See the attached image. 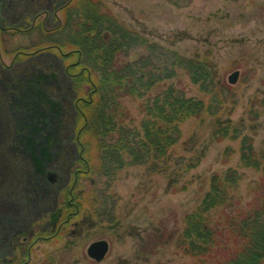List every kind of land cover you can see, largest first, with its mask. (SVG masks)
I'll return each mask as SVG.
<instances>
[{
  "label": "rangeland",
  "instance_id": "rangeland-1",
  "mask_svg": "<svg viewBox=\"0 0 264 264\" xmlns=\"http://www.w3.org/2000/svg\"><path fill=\"white\" fill-rule=\"evenodd\" d=\"M30 1L0 0V264H197L174 242L184 217L208 192L211 177L237 170L240 209L252 200L261 177L240 167L239 148L241 138L250 137L255 151L264 149V0H99L149 43L184 57L207 55L216 66L217 88L223 86L225 94H219L222 101L212 114L181 125L180 142L159 170L125 166L112 178L96 170L86 175L89 168L97 169L96 144L86 154L92 158L77 161V94L58 51L49 45L57 38L47 33L64 17L59 8L71 0H35V6ZM45 67L53 75L48 96L42 92L38 108H27L37 102V78ZM159 68L154 73L163 75ZM236 71L237 81L230 84ZM160 83L156 90L173 86L195 101H210L183 71ZM49 103L61 112H52ZM121 103L138 125L141 100L125 97ZM228 124L236 133L225 128ZM47 137L58 141L38 172L34 158L42 159ZM194 161L197 166L188 168ZM78 196L96 204L91 208L87 202L55 233L50 213L76 204ZM210 214L217 228L222 220L215 211ZM101 240L109 250L97 262L87 249Z\"/></svg>",
  "mask_w": 264,
  "mask_h": 264
},
{
  "label": "trees",
  "instance_id": "trees-1",
  "mask_svg": "<svg viewBox=\"0 0 264 264\" xmlns=\"http://www.w3.org/2000/svg\"><path fill=\"white\" fill-rule=\"evenodd\" d=\"M30 2L31 6L37 5L35 0ZM63 8L62 26L47 35L57 38V42L49 45L58 51L77 94L74 99L78 122L74 142L80 154L77 161L86 163L85 158L90 157L86 154L90 155L92 145L96 144L97 169L89 168L86 175L96 170L97 174L112 178L131 165H145L148 171L156 172L179 144L181 125L189 119L212 114L213 105L222 101L219 94L225 96L224 87L217 88L216 66L207 55L184 57L160 43H149L99 0H71ZM157 67L163 68V75L154 73ZM42 70L37 78L40 88L35 89L37 102L27 108H38L42 92L48 96L53 75L47 67ZM179 70L210 97L208 104L186 97L173 86L156 90L160 82L175 77ZM125 97L141 100L142 117L136 126L129 110L121 103ZM49 104L52 112H61L57 110L59 106ZM225 128H232L236 133L229 124ZM46 141L49 149L42 151V159L34 158L38 172H42L44 163L50 162V148L58 140L47 137ZM27 143L32 148V143ZM239 153L241 168L261 173L247 207L238 206L237 170L229 168L215 174L200 204L184 217L183 229L175 239L174 248L197 259V264H264V149L255 151L251 138L242 137ZM189 165L188 168L195 167L197 162ZM86 198L78 196L76 204L66 203L65 208L50 213V228L56 233L60 226L78 217L87 202L94 207L96 201ZM213 211L217 220H222L218 224L222 230L211 226ZM225 231L229 236H225ZM45 264L55 263L46 260Z\"/></svg>",
  "mask_w": 264,
  "mask_h": 264
},
{
  "label": "water",
  "instance_id": "water-1",
  "mask_svg": "<svg viewBox=\"0 0 264 264\" xmlns=\"http://www.w3.org/2000/svg\"><path fill=\"white\" fill-rule=\"evenodd\" d=\"M238 76V72L233 73L229 77L230 83H235ZM108 252V243L104 240L96 241L92 243L87 249V255L97 262L103 260Z\"/></svg>",
  "mask_w": 264,
  "mask_h": 264
},
{
  "label": "flooded vegetation",
  "instance_id": "flooded-vegetation-1",
  "mask_svg": "<svg viewBox=\"0 0 264 264\" xmlns=\"http://www.w3.org/2000/svg\"><path fill=\"white\" fill-rule=\"evenodd\" d=\"M17 246V245H16ZM1 263H4V261H1Z\"/></svg>",
  "mask_w": 264,
  "mask_h": 264
},
{
  "label": "bare ground",
  "instance_id": "bare-ground-1",
  "mask_svg": "<svg viewBox=\"0 0 264 264\" xmlns=\"http://www.w3.org/2000/svg\"><path fill=\"white\" fill-rule=\"evenodd\" d=\"M0 136H1V132H0Z\"/></svg>",
  "mask_w": 264,
  "mask_h": 264
}]
</instances>
